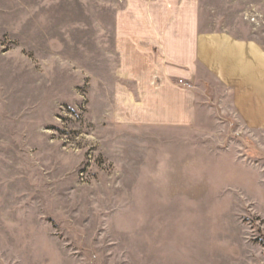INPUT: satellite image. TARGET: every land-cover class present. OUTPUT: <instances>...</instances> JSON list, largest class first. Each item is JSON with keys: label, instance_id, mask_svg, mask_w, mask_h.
Masks as SVG:
<instances>
[{"label": "rangeland", "instance_id": "rangeland-1", "mask_svg": "<svg viewBox=\"0 0 264 264\" xmlns=\"http://www.w3.org/2000/svg\"><path fill=\"white\" fill-rule=\"evenodd\" d=\"M202 1L264 46V0ZM115 2L0 0V264H264V136L113 122Z\"/></svg>", "mask_w": 264, "mask_h": 264}, {"label": "crops", "instance_id": "crops-1", "mask_svg": "<svg viewBox=\"0 0 264 264\" xmlns=\"http://www.w3.org/2000/svg\"><path fill=\"white\" fill-rule=\"evenodd\" d=\"M115 4L105 35L118 59L110 119L201 135L212 127L216 139H243L238 162L250 160L264 136V46L256 35L227 28L202 0Z\"/></svg>", "mask_w": 264, "mask_h": 264}]
</instances>
